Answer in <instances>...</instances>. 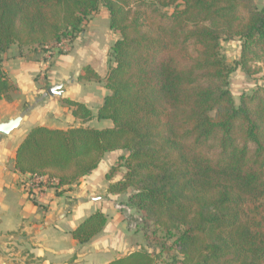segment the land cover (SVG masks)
<instances>
[{
    "label": "trees",
    "instance_id": "obj_1",
    "mask_svg": "<svg viewBox=\"0 0 264 264\" xmlns=\"http://www.w3.org/2000/svg\"><path fill=\"white\" fill-rule=\"evenodd\" d=\"M101 6L119 38L106 75L86 66L79 78L105 82L96 117L113 126H34L17 149L16 170L45 176L59 190L91 174L108 152L126 151L106 173L108 193L131 191L124 202L143 218L147 244L150 230L171 242L108 264H156L167 253L172 264H264V86L238 104L230 89L237 67L264 73V7L256 0H0V54L13 45L73 42ZM234 39L237 67L222 51V41ZM16 89L0 58V100ZM63 101L83 122L93 117L84 103ZM107 222L97 210L72 235L88 242Z\"/></svg>",
    "mask_w": 264,
    "mask_h": 264
},
{
    "label": "crops",
    "instance_id": "obj_2",
    "mask_svg": "<svg viewBox=\"0 0 264 264\" xmlns=\"http://www.w3.org/2000/svg\"><path fill=\"white\" fill-rule=\"evenodd\" d=\"M99 16L104 20L102 29ZM99 31L105 34L102 42ZM118 38L110 27L109 12L101 6L66 52L53 46L46 57L42 49L13 45L0 54L4 70L17 86L11 99L0 100V123L22 116L11 133H0V264H108L140 247L160 250L147 244L141 231H131L117 208L131 191L108 193L106 173L126 151L108 152L91 174L59 190L50 180L29 190L30 174L15 168L17 149L34 126L97 128L93 123L101 121L97 111L109 90L103 80L80 79L79 74L90 66L104 77L109 50ZM54 86L58 88L50 93ZM64 99L84 103L93 117L87 122L76 118ZM124 173L121 168L115 180ZM97 210L108 216L106 226L88 242H78L72 231ZM166 256L156 264H172Z\"/></svg>",
    "mask_w": 264,
    "mask_h": 264
},
{
    "label": "rangeland",
    "instance_id": "obj_3",
    "mask_svg": "<svg viewBox=\"0 0 264 264\" xmlns=\"http://www.w3.org/2000/svg\"><path fill=\"white\" fill-rule=\"evenodd\" d=\"M256 3L259 7L264 6V0H256ZM100 17V24L102 29L103 24V16ZM98 36H101L100 41L102 42L105 38V34L102 31H99ZM99 43V42H98ZM97 44V43H96ZM240 46L241 42L239 39H234L230 41H222V51L225 56V59L229 66L231 67H237L236 61L239 59L240 56ZM262 85L264 86V73L260 72L259 74L255 75H247L244 73L240 67H237L234 72L230 75V89L233 93V97L235 98V102L238 104L240 97L243 93H249L251 92L256 86ZM109 92V91H108ZM101 121L98 123L94 122L93 124L97 125V128H106L110 126L112 121L109 119H100ZM123 214V213H122ZM124 220L128 224V218L125 217V214H123ZM133 219V218H132ZM129 227V226H128ZM133 232H142V227L139 228V226L136 229H131ZM149 244L152 246H155V248L162 249V247L169 246V243L171 242V239L166 236V234L163 231H158L157 233H154L153 230L149 231ZM171 253V252H169ZM168 259H171V254H166Z\"/></svg>",
    "mask_w": 264,
    "mask_h": 264
},
{
    "label": "built area",
    "instance_id": "obj_4",
    "mask_svg": "<svg viewBox=\"0 0 264 264\" xmlns=\"http://www.w3.org/2000/svg\"><path fill=\"white\" fill-rule=\"evenodd\" d=\"M53 46H55L56 48H58L59 50L61 49L63 52H66L70 49V39L69 38H65L62 41L53 44L52 46L48 47L47 50H43L45 53L46 57H50V53L53 49ZM49 181L47 179V177L45 176H31V180L29 181L27 187L29 190H31L34 187H38L40 183L42 182H47ZM117 208L123 213L125 214V217L128 218V226L131 229H136L140 223H142L143 218L137 214L133 208H131L127 203H125L124 201L119 202L117 204ZM133 218V219H132Z\"/></svg>",
    "mask_w": 264,
    "mask_h": 264
},
{
    "label": "water",
    "instance_id": "obj_5",
    "mask_svg": "<svg viewBox=\"0 0 264 264\" xmlns=\"http://www.w3.org/2000/svg\"><path fill=\"white\" fill-rule=\"evenodd\" d=\"M58 86L51 87L49 89L50 93H52L54 90H56ZM22 120V116H18L14 119H10L6 122L0 123V133L2 134H9L11 133L15 128H17Z\"/></svg>",
    "mask_w": 264,
    "mask_h": 264
}]
</instances>
